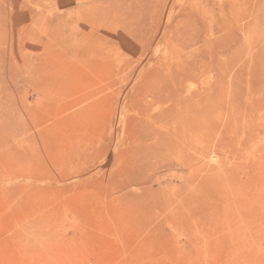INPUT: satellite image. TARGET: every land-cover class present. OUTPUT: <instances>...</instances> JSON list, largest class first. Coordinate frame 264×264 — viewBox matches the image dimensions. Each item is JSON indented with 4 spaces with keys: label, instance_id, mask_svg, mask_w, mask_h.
<instances>
[{
    "label": "rangeland",
    "instance_id": "374dc122",
    "mask_svg": "<svg viewBox=\"0 0 264 264\" xmlns=\"http://www.w3.org/2000/svg\"><path fill=\"white\" fill-rule=\"evenodd\" d=\"M0 264H264V0H0Z\"/></svg>",
    "mask_w": 264,
    "mask_h": 264
}]
</instances>
